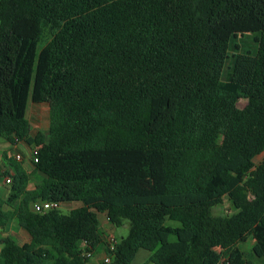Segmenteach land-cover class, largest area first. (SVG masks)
<instances>
[{"label":"trees","instance_id":"obj_1","mask_svg":"<svg viewBox=\"0 0 264 264\" xmlns=\"http://www.w3.org/2000/svg\"><path fill=\"white\" fill-rule=\"evenodd\" d=\"M29 100L49 106L47 134H31ZM1 139L38 162L0 173V230L17 220L31 237L3 238L0 264L102 250L99 264L140 250L144 264H255L242 245L264 259V0H0ZM225 199L236 213L215 216ZM101 215L128 225L113 251Z\"/></svg>","mask_w":264,"mask_h":264},{"label":"rangeland","instance_id":"obj_2","mask_svg":"<svg viewBox=\"0 0 264 264\" xmlns=\"http://www.w3.org/2000/svg\"><path fill=\"white\" fill-rule=\"evenodd\" d=\"M41 48H42V46L40 47V49ZM246 104H247V101L245 99H241L239 101V106L242 108L244 106H246ZM40 111L35 112L32 108V102H31V100H29V104H28V108H27V119L28 120L30 119V121L32 123V127H33L32 132H31L32 135H36L38 132H43L45 134L48 133L49 111L47 109L40 110ZM37 115L41 119L40 123L37 122L35 119V116L37 117ZM3 143H5V141L1 140L0 141V148H1ZM17 149L20 152L16 153V154H21L23 156V159L21 161H17L15 158V154H14V158L11 161H7V160L0 161V172L1 173L5 172V171H9V172L12 171V168L9 165L10 162L13 165L19 166L20 168H23V169L28 168L29 172H32V170H34V165L32 164V159H33L32 153H33L34 148H31L24 143H19L17 146ZM12 153H14V152L12 151ZM263 160H264V152L261 155H259L258 157H256L254 162H255L256 166H258L262 163ZM4 162H7L6 165ZM32 185L33 184H31V186ZM9 187H10V184H6L5 188H9ZM80 206H81V204L78 202L70 203L69 205L64 204L60 207V211L63 214H68L71 210L78 208ZM235 213H236V209L234 208L233 204L228 199H225L222 204L213 208V214L215 216H229L230 217ZM101 222H102V224L104 223V224L108 225V227H107L108 232L114 234V236L116 237L117 240H120L121 238L126 237L129 233V228H128L127 224H124L122 227L115 228L110 224V222H109V224L105 223V220L103 217L101 219ZM172 225H178V224L172 223ZM113 230H114V232H113ZM171 240L174 241L175 238L173 237ZM107 242L108 241L106 240V243ZM251 242H252V239L250 238L246 244L242 245V249L247 254V258L253 260L255 262V264H264V259L259 260V259L252 257V255H251L252 243ZM142 254H144V253H142ZM145 262H146V260H144L143 255H139L138 257L135 258V260L133 261L132 264H144Z\"/></svg>","mask_w":264,"mask_h":264},{"label":"crops","instance_id":"obj_3","mask_svg":"<svg viewBox=\"0 0 264 264\" xmlns=\"http://www.w3.org/2000/svg\"><path fill=\"white\" fill-rule=\"evenodd\" d=\"M32 108H33V110L35 112L47 109L49 111V116H50L49 106L46 105V104H33L32 103ZM35 119H36L37 122L40 123L41 119L39 118L38 115H37V117L35 116ZM29 122H30L31 128L33 129L30 119H29ZM49 124H50V121H49ZM1 140H3V139H1ZM3 141H5V140H3ZM17 146L18 145L13 146V145H11V144H9V143H7L5 141V143H3L1 148H0V161H4V160L11 161L14 158V154L16 156L17 155L16 153L20 152L17 149ZM12 151L14 153H12ZM4 163L6 165L7 162H4ZM10 164H12V163L10 162ZM24 170L25 171H29L28 168H24ZM5 172H8V171H5ZM2 173H4V172H2ZM6 177H9V176L6 175L5 177L0 179V197L1 198H6V196L8 195V188H5L6 187V183H5V178ZM102 217L104 218L105 223L109 224V220H108V217L106 215H101L100 216L101 232L103 234V238L105 239V241L106 240L108 241L110 239V237L114 236V234L108 232V228H107L108 225L107 224H104V223L102 224V222H101ZM113 232H114V230H113ZM7 236L11 237L12 239H14L19 245H24V244L31 243V237L29 236V234L22 227L19 226L17 220L10 221L4 230H0V241L3 238L7 237ZM251 243H252V248H253L254 244H255V241L252 239ZM107 244H108V242H107ZM142 253H144V254H142ZM139 255H143L144 260H146V262H147L150 253L148 251H146V250H140L137 253L136 257H138ZM105 257H106V252L104 250H102L99 253H95L93 258H91L90 261L87 264H99L100 262L104 261Z\"/></svg>","mask_w":264,"mask_h":264},{"label":"built area","instance_id":"obj_4","mask_svg":"<svg viewBox=\"0 0 264 264\" xmlns=\"http://www.w3.org/2000/svg\"><path fill=\"white\" fill-rule=\"evenodd\" d=\"M38 153V149L35 148L33 149V153H32V158L35 160V162H38V160L36 159ZM17 161H21L23 159V156L21 154H17L15 156ZM5 183L6 184H10L11 183V178L10 177H6L5 178ZM62 206V204L57 203V202H50V201H40L34 204L33 209L35 212L37 213H45L47 211L50 210H54V209H60V207ZM109 220V218H108ZM117 244V240L114 236L110 237V239L108 240V246L110 251H113L115 249V245ZM85 245V243H84ZM94 253L92 252H88L85 254L86 258H93ZM104 262L106 263H110L111 262V258L110 255L108 253H106V257L104 259Z\"/></svg>","mask_w":264,"mask_h":264}]
</instances>
